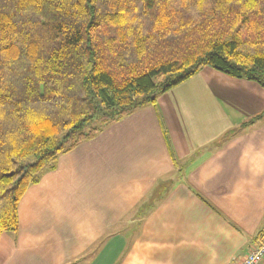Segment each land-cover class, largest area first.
I'll return each instance as SVG.
<instances>
[{"label": "crops", "instance_id": "obj_1", "mask_svg": "<svg viewBox=\"0 0 264 264\" xmlns=\"http://www.w3.org/2000/svg\"><path fill=\"white\" fill-rule=\"evenodd\" d=\"M264 90L203 68L61 155L0 264H239L264 245Z\"/></svg>", "mask_w": 264, "mask_h": 264}, {"label": "trees", "instance_id": "obj_2", "mask_svg": "<svg viewBox=\"0 0 264 264\" xmlns=\"http://www.w3.org/2000/svg\"><path fill=\"white\" fill-rule=\"evenodd\" d=\"M206 67L264 90V0H0V237L61 155Z\"/></svg>", "mask_w": 264, "mask_h": 264}, {"label": "built area", "instance_id": "obj_3", "mask_svg": "<svg viewBox=\"0 0 264 264\" xmlns=\"http://www.w3.org/2000/svg\"><path fill=\"white\" fill-rule=\"evenodd\" d=\"M239 264H264V245L253 248Z\"/></svg>", "mask_w": 264, "mask_h": 264}]
</instances>
